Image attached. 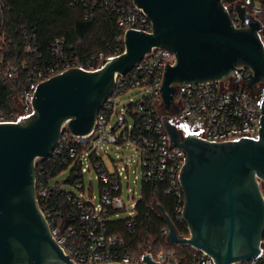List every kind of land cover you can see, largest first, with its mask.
Returning <instances> with one entry per match:
<instances>
[{
  "label": "water",
  "instance_id": "95a60500",
  "mask_svg": "<svg viewBox=\"0 0 264 264\" xmlns=\"http://www.w3.org/2000/svg\"><path fill=\"white\" fill-rule=\"evenodd\" d=\"M133 1L146 14L151 32L128 30L125 51L96 71L74 68L41 82L33 112L17 122L0 123V264H76L53 237L39 206L37 160L51 156L65 128L79 136L91 132L115 89L116 76L128 73L154 48L175 56L161 89L166 111H179L176 85L237 81L235 71L243 67L250 70V90L264 82V25L242 5H225L234 0ZM165 125L173 145L186 153L180 182L182 218L189 231L180 235L164 207L155 203L168 228L167 242L189 245L215 264L258 256L264 235V116L257 139L222 143L184 134L169 120ZM143 262L162 264L150 253Z\"/></svg>",
  "mask_w": 264,
  "mask_h": 264
},
{
  "label": "built area",
  "instance_id": "2783aa9c",
  "mask_svg": "<svg viewBox=\"0 0 264 264\" xmlns=\"http://www.w3.org/2000/svg\"><path fill=\"white\" fill-rule=\"evenodd\" d=\"M68 1L72 6H82L87 19L100 16L106 21H115L118 32L112 48L108 52L99 51L85 58H73L66 52L65 40L55 38L50 44L53 60L51 63L40 70L31 66L35 60L28 61L29 64L23 63V69L32 68L28 71L29 81L15 97L13 110L0 109V123L17 122L30 115L33 112L35 92L41 82L69 69L96 71L104 66L105 60L119 56L125 51V34L128 30H152L146 14L133 0ZM239 4L264 25V0H234L232 3H225L226 6L234 8ZM8 11L6 0H0V78L13 80L18 70L15 66L5 63L1 54L6 45L2 28ZM232 17L235 24L239 25L240 20L235 11L232 12ZM23 35L25 50L32 55L37 49L36 34L24 29ZM260 36L264 43V29ZM174 62L175 56L172 52L154 48L128 73L116 76L115 89L99 111L91 132L79 136L65 128L51 156L37 160L41 175L37 178L36 171V185L37 182L40 185L36 195L38 203L41 201L43 205L39 206L53 237L76 264H144L143 256L152 254L148 248H143V252L135 256L118 251L117 247L122 244L121 235L107 233V220L117 219L119 213L126 209L122 199L124 172L128 171L134 162L128 160L129 163L125 166H119V161L113 160L114 169H109L103 155L108 154L113 146L132 147L138 156L137 164L142 168L143 181L153 184L156 190L163 187L166 193L173 194L176 200L174 212L183 220L185 198L180 175L186 153L171 142L165 120L177 124L184 134H196L207 142L257 139L259 136L264 116V82L254 86L255 92L250 90L247 87L250 75L248 68L243 67L235 71L239 78L237 81L228 78L200 84L176 85L174 103L179 107V111H166L161 89L166 68ZM134 90L145 91L147 94L137 101L130 98L131 103L122 105L119 110L117 99ZM115 115L118 116V122L112 125ZM128 118L132 121L129 122ZM57 160H60L61 164L65 163V171L71 168V173L78 177L72 184L81 190L78 194L66 192L67 202L78 212V224L69 225L65 229L60 223L61 212L45 202L49 186L43 179L45 170L42 164L44 161L52 164ZM93 170L101 183L99 202H96L94 195L87 196L84 185L85 174ZM137 182L136 176L135 183ZM259 183L261 184L260 181ZM132 198L134 200V196ZM138 201L132 204L133 209L128 217L127 227L132 235L137 233ZM72 238L76 239L71 241ZM170 245L163 246L156 256L152 254V258L162 264H178L175 250ZM111 247L114 248L113 251ZM149 248L151 249L150 246ZM198 252L197 264H215L211 256L202 251ZM234 264H264V235L258 256Z\"/></svg>",
  "mask_w": 264,
  "mask_h": 264
},
{
  "label": "trees",
  "instance_id": "16d2710c",
  "mask_svg": "<svg viewBox=\"0 0 264 264\" xmlns=\"http://www.w3.org/2000/svg\"><path fill=\"white\" fill-rule=\"evenodd\" d=\"M9 11L6 14L3 35L6 45L1 51L5 63L16 67L17 76L13 80L0 78V109L13 110L15 97L26 86L29 79V69H23V63L35 60L31 66L40 70L46 64L51 63L50 44L55 38L64 39L66 52L70 57L85 58L99 51L108 52L118 32L115 21H106L100 16L87 19L82 6H72L68 0H6ZM24 29L34 31L36 34V52L28 54L24 47ZM37 60V61H36ZM29 64V62H28ZM44 182L49 186V193L45 202L54 206L61 212V226L78 224V212L70 206L66 200V191L59 183L51 185V181L65 171V163L60 160L49 164H42ZM37 178L40 177L39 165L36 166ZM78 177L74 173L66 180L72 184ZM37 193L40 185L37 182ZM161 204L170 215L180 235H188V227L180 216L175 214V196L168 194L162 187L156 190L153 184L143 181L141 198L137 209V233L132 235L127 227L126 219H109L106 222L109 235L120 234L122 244L118 251L139 255L142 248L147 249L156 256L167 243L168 228L163 218L154 208L155 202ZM40 206L41 201L39 202ZM76 238H72L74 241ZM175 250L178 264H197L199 252L189 245H170ZM114 250L113 247L110 248Z\"/></svg>",
  "mask_w": 264,
  "mask_h": 264
},
{
  "label": "rangeland",
  "instance_id": "374dc122",
  "mask_svg": "<svg viewBox=\"0 0 264 264\" xmlns=\"http://www.w3.org/2000/svg\"><path fill=\"white\" fill-rule=\"evenodd\" d=\"M147 92L134 90L130 91L117 99V103L119 104L118 109L122 108V105H128L131 103L130 98H133L134 101L140 100L142 96L146 95ZM128 121L131 122L132 119L128 118ZM118 122V116L115 115L112 119V125H116ZM103 159L105 161L106 166L113 170V160L119 161V166H125V164L129 163L128 160H134L132 166L128 169V171L124 172V180H123V197L126 204V209L119 213L117 219H126L130 217V212L133 209L132 204L135 201H138L141 196V189L143 184L142 178V168L137 164L138 156L133 151L132 147L124 146V147H117L113 146L108 154L103 155ZM122 160V161H121ZM71 168L67 169L66 171L62 172L58 176H56L52 181L51 185L55 183H59L61 188L66 192H74L80 193L81 190L77 189L74 184L66 183V180L70 177ZM138 177V182L135 183V177ZM84 185L85 190L87 191V196L90 197L91 195L95 196L96 202H99L100 198V191H101V183L98 179L96 171L87 172L84 176ZM130 190V192H129ZM135 192V194H134ZM134 196V200L133 197ZM150 246V245H149ZM148 246V249L151 250Z\"/></svg>",
  "mask_w": 264,
  "mask_h": 264
},
{
  "label": "flooded vegetation",
  "instance_id": "af4514ba",
  "mask_svg": "<svg viewBox=\"0 0 264 264\" xmlns=\"http://www.w3.org/2000/svg\"><path fill=\"white\" fill-rule=\"evenodd\" d=\"M186 130V129H185Z\"/></svg>",
  "mask_w": 264,
  "mask_h": 264
}]
</instances>
